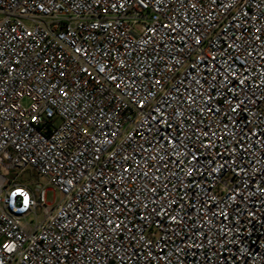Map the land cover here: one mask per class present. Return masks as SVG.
<instances>
[{"label":"built area","instance_id":"1","mask_svg":"<svg viewBox=\"0 0 264 264\" xmlns=\"http://www.w3.org/2000/svg\"><path fill=\"white\" fill-rule=\"evenodd\" d=\"M0 16V264H264V0Z\"/></svg>","mask_w":264,"mask_h":264},{"label":"rangeland","instance_id":"2","mask_svg":"<svg viewBox=\"0 0 264 264\" xmlns=\"http://www.w3.org/2000/svg\"><path fill=\"white\" fill-rule=\"evenodd\" d=\"M1 19V16H0ZM38 179L41 180L43 182H45V178L40 176L37 172H35L33 169L28 168L25 173H23L20 177L19 180H28V179ZM63 197V194L60 191L54 190L52 185L48 186V191H47V201L48 202H54L57 203L58 201H60ZM44 213L41 211V209H38L37 213H31L27 220L28 222H30L31 224L36 223L37 221L41 220L44 215Z\"/></svg>","mask_w":264,"mask_h":264},{"label":"clouds","instance_id":"3","mask_svg":"<svg viewBox=\"0 0 264 264\" xmlns=\"http://www.w3.org/2000/svg\"><path fill=\"white\" fill-rule=\"evenodd\" d=\"M24 203H25V205H27V203H28V199H27V196H25V200H24Z\"/></svg>","mask_w":264,"mask_h":264}]
</instances>
